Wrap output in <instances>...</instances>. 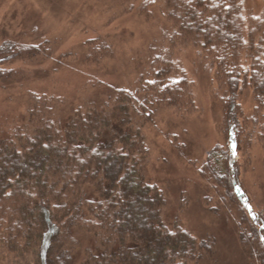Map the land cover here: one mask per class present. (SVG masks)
I'll list each match as a JSON object with an SVG mask.
<instances>
[{"label":"trees","instance_id":"1","mask_svg":"<svg viewBox=\"0 0 264 264\" xmlns=\"http://www.w3.org/2000/svg\"><path fill=\"white\" fill-rule=\"evenodd\" d=\"M262 1L259 13L248 14L246 31L245 0H163L173 38L196 42L226 88L225 146L213 150L223 157V174L207 171L243 214L236 226L244 264H264V216L249 207L234 159L251 135L264 140ZM8 47L0 49V61L36 49ZM165 72L143 84L140 100L119 92L63 123L45 120L42 99V107L28 112L31 129L0 137L5 251L20 256L38 250L33 264H217L216 239L194 237L176 220L168 223L164 195L145 179L147 148L134 122L150 120L155 107L179 105L186 95L184 79L168 80ZM244 87L253 97L249 118L239 100ZM247 122L257 131L247 133Z\"/></svg>","mask_w":264,"mask_h":264},{"label":"rangeland","instance_id":"2","mask_svg":"<svg viewBox=\"0 0 264 264\" xmlns=\"http://www.w3.org/2000/svg\"><path fill=\"white\" fill-rule=\"evenodd\" d=\"M245 2L247 31L248 14L259 13L263 1ZM173 24L163 0H0V49L36 48L0 61V137L31 129L28 112L42 99L45 120L63 123L119 92L140 100L143 84L162 70L168 80L184 79L179 105L155 107L150 120L134 122L147 148L145 179L164 195L168 223L176 220L197 238L213 236L217 264H244L236 226L243 214L207 171L223 174V157L213 150L225 146L226 88L196 42L173 38ZM239 100L249 118L251 89L244 87ZM245 127L257 131L253 122ZM257 137L234 159L249 207L264 216V140ZM37 257L38 250L11 254L0 242V264H33Z\"/></svg>","mask_w":264,"mask_h":264}]
</instances>
